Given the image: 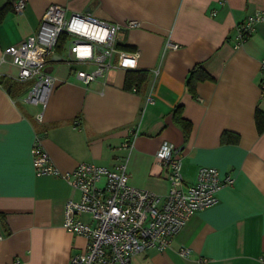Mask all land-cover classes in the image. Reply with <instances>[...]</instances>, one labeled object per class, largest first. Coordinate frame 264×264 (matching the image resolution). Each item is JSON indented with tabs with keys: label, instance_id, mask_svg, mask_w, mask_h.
<instances>
[{
	"label": "crops",
	"instance_id": "crops-1",
	"mask_svg": "<svg viewBox=\"0 0 264 264\" xmlns=\"http://www.w3.org/2000/svg\"><path fill=\"white\" fill-rule=\"evenodd\" d=\"M14 1L0 18V52L34 33L51 3L67 16L90 12L139 25L118 32L105 81L88 84L73 69L93 65L70 64L69 36L62 45L59 38L47 57L56 80L45 107L23 99L32 79L16 80V66L0 64V264H68L86 244L63 226L64 203L80 192L60 176L35 171L36 137L63 171L83 161L111 166L126 159L129 183L161 195L168 190L167 167L155 151L163 141L179 150L186 184L203 165L233 177L217 192V204L193 214L164 250L137 253L131 264H264V131L254 118L256 109L264 112V21L233 47L236 25L264 10V0H25L21 12ZM5 3L0 0V9ZM197 64L210 78L198 80L192 93L186 79ZM136 70H146V79L126 88L127 73ZM178 105L191 123L187 134L173 117ZM225 131L237 141H224ZM129 139L131 149L123 146ZM80 218L91 222L86 214ZM183 247L187 256L179 254Z\"/></svg>",
	"mask_w": 264,
	"mask_h": 264
},
{
	"label": "built area",
	"instance_id": "built-area-1",
	"mask_svg": "<svg viewBox=\"0 0 264 264\" xmlns=\"http://www.w3.org/2000/svg\"><path fill=\"white\" fill-rule=\"evenodd\" d=\"M24 2L14 1L16 12L23 10ZM261 21H264V10L247 15L237 24L233 47H240ZM137 25L136 19L122 24L90 12L67 16L62 5L51 3L42 13L34 33L0 52V64L8 62L16 66L17 73L12 76L16 80L32 79L23 99L45 107L56 80L48 70L47 57L62 34L69 36L67 61L93 65L88 70L73 69L75 78L88 84L98 78L105 81L113 67L118 32L123 27ZM260 74V88L264 91V56L260 59ZM147 101H152L151 95ZM36 118L42 119V111ZM131 130L135 136L134 128ZM132 145L133 139L123 144L127 149ZM30 151L38 174L60 176L80 192L78 199L65 201L63 226L85 236L86 244L83 250L69 257L68 264H131L137 253L152 248L162 251L193 214L217 204V192L234 181L230 174L221 175L216 167L203 165L198 168L194 183L186 184L182 156L168 141H163L155 151L157 160L167 167L168 190L164 195L130 184L126 159L111 166L83 161L63 171L53 163L39 138H35ZM80 214H86L91 222L81 219ZM179 254L187 256L189 250L180 248ZM260 259L264 261V253Z\"/></svg>",
	"mask_w": 264,
	"mask_h": 264
},
{
	"label": "trees",
	"instance_id": "trees-1",
	"mask_svg": "<svg viewBox=\"0 0 264 264\" xmlns=\"http://www.w3.org/2000/svg\"><path fill=\"white\" fill-rule=\"evenodd\" d=\"M11 1L6 0L4 6L0 9V18H2L7 11L13 9ZM66 39V35L62 34L60 37V44L62 45ZM127 48H130L127 46ZM147 71L146 70H136L129 71L126 75L125 79V87L131 88L133 85L138 87L140 83H142L146 79ZM206 78H210L209 73L201 66V64L195 65L192 69H190L187 79L186 86L187 89L194 93L195 84L198 80H204ZM181 106L178 105L173 109V117L175 122L183 129L185 134H187L191 128V123L187 119L181 116ZM255 122L257 125V129L259 132L264 131V112H261L259 109H256L254 114ZM238 136L234 133L223 132L222 139L224 141L235 142L237 141Z\"/></svg>",
	"mask_w": 264,
	"mask_h": 264
}]
</instances>
